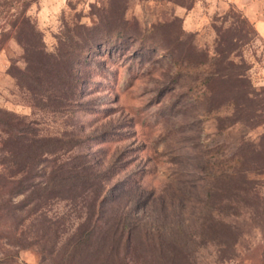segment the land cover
<instances>
[{
	"label": "rangeland",
	"instance_id": "obj_1",
	"mask_svg": "<svg viewBox=\"0 0 264 264\" xmlns=\"http://www.w3.org/2000/svg\"><path fill=\"white\" fill-rule=\"evenodd\" d=\"M207 8L0 0L1 264H264L260 45Z\"/></svg>",
	"mask_w": 264,
	"mask_h": 264
},
{
	"label": "trees",
	"instance_id": "obj_2",
	"mask_svg": "<svg viewBox=\"0 0 264 264\" xmlns=\"http://www.w3.org/2000/svg\"><path fill=\"white\" fill-rule=\"evenodd\" d=\"M239 21L241 25L243 26V28L245 27H249V30L254 32V29L252 27V25L246 20V18H244L242 16V14L239 13ZM226 19V17H225ZM234 19V18H232ZM11 28H10V33H14L16 35V37L18 38V42L22 41L24 42V45L31 47V43H29V38L31 37H35V33L32 31V26L30 25V20L25 16V13L20 11L16 17L14 18L13 21L10 22ZM234 25V24H233ZM231 25L228 30L233 29L236 30V33L239 32L237 30H239L241 27L239 26H233ZM255 34V32H254ZM21 35L23 36V38H21ZM245 35H243L241 32L237 33V35H235L237 41H240L242 38H244ZM20 37V39H19ZM221 42V41H220ZM223 42V41H222ZM232 44V43H231ZM233 45V44H232ZM227 45L226 47L217 50L218 55L221 58H226V54L228 55L229 49L230 47H232ZM230 65H233L232 63L229 62ZM241 68H243V66H241ZM229 74V73H228ZM236 80L238 83H240V86L237 90V94L235 96H232L233 90L230 89L229 92L227 93L230 94L231 98L233 99H229L228 100V104L227 105H233L234 108H236V111L239 113L240 116L243 117H248L251 118L252 116H250V111L252 110V112H255L256 109L255 107H253L252 109H249V106L247 107V105H249L250 103V98L249 96H255V94H257L250 85L249 79L247 78L245 72H237V74H235ZM206 82H208V79H206ZM242 102V103H240ZM262 168L259 170V174L264 176V166H261ZM1 264V263H0Z\"/></svg>",
	"mask_w": 264,
	"mask_h": 264
},
{
	"label": "crops",
	"instance_id": "obj_3",
	"mask_svg": "<svg viewBox=\"0 0 264 264\" xmlns=\"http://www.w3.org/2000/svg\"><path fill=\"white\" fill-rule=\"evenodd\" d=\"M210 13L225 11L232 6L252 25L256 47L254 68L264 73V0H205Z\"/></svg>",
	"mask_w": 264,
	"mask_h": 264
}]
</instances>
